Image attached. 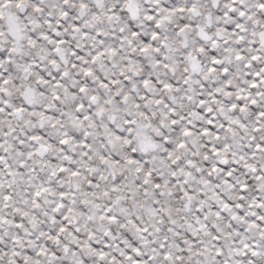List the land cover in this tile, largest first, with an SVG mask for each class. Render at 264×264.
Masks as SVG:
<instances>
[{"label": "snow or ice", "instance_id": "obj_1", "mask_svg": "<svg viewBox=\"0 0 264 264\" xmlns=\"http://www.w3.org/2000/svg\"><path fill=\"white\" fill-rule=\"evenodd\" d=\"M0 264H264V0H0Z\"/></svg>", "mask_w": 264, "mask_h": 264}]
</instances>
